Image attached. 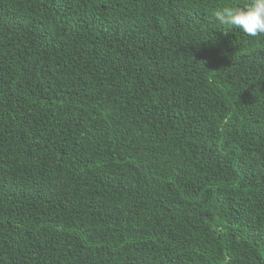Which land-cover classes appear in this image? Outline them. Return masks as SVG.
I'll return each instance as SVG.
<instances>
[{
    "label": "trees",
    "instance_id": "1",
    "mask_svg": "<svg viewBox=\"0 0 264 264\" xmlns=\"http://www.w3.org/2000/svg\"><path fill=\"white\" fill-rule=\"evenodd\" d=\"M248 2L0 0V264H264Z\"/></svg>",
    "mask_w": 264,
    "mask_h": 264
},
{
    "label": "clouds",
    "instance_id": "2",
    "mask_svg": "<svg viewBox=\"0 0 264 264\" xmlns=\"http://www.w3.org/2000/svg\"><path fill=\"white\" fill-rule=\"evenodd\" d=\"M214 20L227 30L237 28L252 37L264 36V0H249L244 6L223 7L214 12ZM228 259L225 264H228Z\"/></svg>",
    "mask_w": 264,
    "mask_h": 264
}]
</instances>
